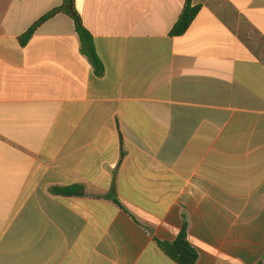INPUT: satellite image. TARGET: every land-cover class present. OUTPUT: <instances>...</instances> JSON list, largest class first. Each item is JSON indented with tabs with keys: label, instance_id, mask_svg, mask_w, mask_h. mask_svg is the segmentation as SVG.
I'll use <instances>...</instances> for the list:
<instances>
[{
	"label": "crops",
	"instance_id": "1",
	"mask_svg": "<svg viewBox=\"0 0 264 264\" xmlns=\"http://www.w3.org/2000/svg\"><path fill=\"white\" fill-rule=\"evenodd\" d=\"M0 0V264H264V0ZM83 187L84 196L54 188ZM114 198L118 201L115 202Z\"/></svg>",
	"mask_w": 264,
	"mask_h": 264
},
{
	"label": "trees",
	"instance_id": "2",
	"mask_svg": "<svg viewBox=\"0 0 264 264\" xmlns=\"http://www.w3.org/2000/svg\"><path fill=\"white\" fill-rule=\"evenodd\" d=\"M200 9V6L192 5V0H187L178 21L171 31V36L178 37L184 35L194 22ZM59 13H65L72 17L82 44V51L88 57L98 73H102L104 69L103 64L96 53L94 40L88 30L84 27L82 19L75 8V0H64L61 7L53 10L41 18L26 34L21 37L22 44L26 45L42 24ZM52 192L56 195L64 196H84L85 194L83 187L79 186L54 188ZM114 201L118 202L115 198ZM157 243L159 248L177 264H196L198 261L199 255L189 241L187 224L183 226L175 241H158Z\"/></svg>",
	"mask_w": 264,
	"mask_h": 264
}]
</instances>
